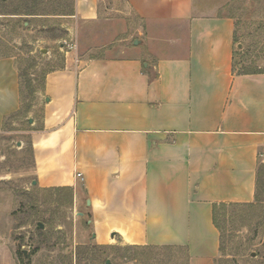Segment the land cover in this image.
Returning <instances> with one entry per match:
<instances>
[{"label":"crops","instance_id":"1","mask_svg":"<svg viewBox=\"0 0 264 264\" xmlns=\"http://www.w3.org/2000/svg\"><path fill=\"white\" fill-rule=\"evenodd\" d=\"M111 2L132 37L106 56L67 52L45 74L35 182L73 189L97 244L177 246L187 264H217L213 205L255 199L264 71H239L222 2L74 0L71 17L95 21ZM20 89L14 57L0 56V140ZM3 203L0 264H18Z\"/></svg>","mask_w":264,"mask_h":264},{"label":"rangeland","instance_id":"2","mask_svg":"<svg viewBox=\"0 0 264 264\" xmlns=\"http://www.w3.org/2000/svg\"><path fill=\"white\" fill-rule=\"evenodd\" d=\"M0 1V56L14 57L23 91L20 110L7 119L0 140V201L11 220L17 263L186 264L184 250L167 245L133 246L116 239L97 244L73 189L43 188L35 182L31 131L42 118L44 76L63 67L67 52L83 58L106 56L119 44V36L129 37L116 4L106 3L109 12L85 21L67 14L74 0ZM216 2L223 3L235 22L239 71H264V0ZM28 6L36 14H23ZM217 214V264H264V148L253 202L221 207Z\"/></svg>","mask_w":264,"mask_h":264},{"label":"trees","instance_id":"3","mask_svg":"<svg viewBox=\"0 0 264 264\" xmlns=\"http://www.w3.org/2000/svg\"><path fill=\"white\" fill-rule=\"evenodd\" d=\"M1 3H4V1H0ZM73 11H74V9H71V11L69 12V13H67V14H69V15H71V14H73ZM35 11L33 10V8L32 7H30V6H28L26 9H25V13H23V14H25V15H33V14H36V13H34ZM66 14V13H65ZM19 79H20V74H19ZM44 80V79H43ZM20 85H21V82H20ZM43 87V86H42ZM20 91H21V99H22V97H23V91H22V87H21V89H20ZM57 188H59V187H57ZM61 188H63V187H61ZM65 188V187H64ZM66 188H68V187H66ZM237 205H240V206H242V205H249V203H219V204H214L213 205V213H212V218H213V223L215 224V226H216V228L218 229V231H219V233H220V222H219V219H218V214H217V212H218V209H220L221 207L223 208V207H226V206H237ZM39 234H41V233H39ZM220 236V235H219ZM167 247H175V248H179V249H182V250H184V252H185V256H186V264H187V253H186V251H185V249H183V248H181V247H177V246H167Z\"/></svg>","mask_w":264,"mask_h":264},{"label":"water","instance_id":"4","mask_svg":"<svg viewBox=\"0 0 264 264\" xmlns=\"http://www.w3.org/2000/svg\"><path fill=\"white\" fill-rule=\"evenodd\" d=\"M29 121H30V119H29ZM39 227L41 228L42 227V224L41 223H39ZM93 236V235H92Z\"/></svg>","mask_w":264,"mask_h":264},{"label":"built area","instance_id":"5","mask_svg":"<svg viewBox=\"0 0 264 264\" xmlns=\"http://www.w3.org/2000/svg\"><path fill=\"white\" fill-rule=\"evenodd\" d=\"M78 176H80V173H77Z\"/></svg>","mask_w":264,"mask_h":264}]
</instances>
